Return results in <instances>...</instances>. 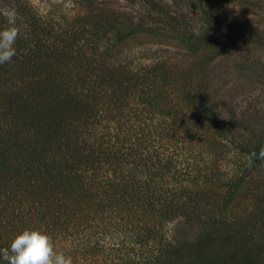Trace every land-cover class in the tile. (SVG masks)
Listing matches in <instances>:
<instances>
[{"label": "trees", "instance_id": "trees-1", "mask_svg": "<svg viewBox=\"0 0 264 264\" xmlns=\"http://www.w3.org/2000/svg\"><path fill=\"white\" fill-rule=\"evenodd\" d=\"M127 1L138 21L115 26L12 0L21 34L0 65V248L43 228L73 264H264V121L228 118L193 71L127 48L157 25L221 54L231 23L202 10L197 29L168 3Z\"/></svg>", "mask_w": 264, "mask_h": 264}, {"label": "rangeland", "instance_id": "rangeland-1", "mask_svg": "<svg viewBox=\"0 0 264 264\" xmlns=\"http://www.w3.org/2000/svg\"><path fill=\"white\" fill-rule=\"evenodd\" d=\"M28 1L40 13L56 18L90 19L122 26L132 20L137 22L139 17L136 7L127 0ZM159 1L189 13L194 19L192 27L197 29L203 18L202 10L214 12L221 17L223 27L231 23L224 36L234 41L221 54L215 50L194 52L183 32L151 25L130 36L127 48L144 55L149 63L163 58L177 72L193 71L195 84H207L213 100L228 118L264 121V0ZM0 4L4 10L14 11L12 0H0ZM170 228L172 235H177V225Z\"/></svg>", "mask_w": 264, "mask_h": 264}, {"label": "clouds", "instance_id": "clouds-1", "mask_svg": "<svg viewBox=\"0 0 264 264\" xmlns=\"http://www.w3.org/2000/svg\"><path fill=\"white\" fill-rule=\"evenodd\" d=\"M7 26L0 29V65L10 63L16 55L15 47L21 28L17 24L16 13L5 10ZM257 158L255 152L246 156V166L251 168ZM264 160V147L259 152ZM0 258L6 264H73V258L57 250L52 236L43 228H26L14 236L10 246L0 248Z\"/></svg>", "mask_w": 264, "mask_h": 264}]
</instances>
